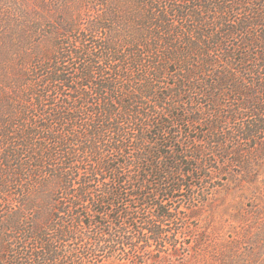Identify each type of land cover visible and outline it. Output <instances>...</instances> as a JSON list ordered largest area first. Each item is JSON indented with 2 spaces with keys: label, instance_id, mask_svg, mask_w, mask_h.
Masks as SVG:
<instances>
[{
  "label": "trees",
  "instance_id": "1",
  "mask_svg": "<svg viewBox=\"0 0 264 264\" xmlns=\"http://www.w3.org/2000/svg\"><path fill=\"white\" fill-rule=\"evenodd\" d=\"M179 1L164 0L167 4ZM190 1L188 10L173 4L164 8L159 22L164 26L168 17L180 22L189 17L191 25L198 26L197 38H191L198 43L192 50L197 58L202 56V67L214 77L205 87L226 96H247L241 105L255 121L244 126L240 136L254 139L264 133L260 126L264 125V102L254 101L236 79L252 75L256 93L264 95V0ZM106 2L75 0L74 9L87 6L96 11ZM136 2L149 13L148 24L153 21L151 14H160L161 0ZM3 11L0 109L13 101L14 90H5L1 83L9 80L12 52L20 49V24ZM105 16L96 14L84 20L82 39L79 33L74 36L71 21L57 20L61 32L51 36L50 60L35 49L41 67L36 74L44 73L36 75L25 92L28 78L15 91L19 94L14 100L16 118L22 116V126L20 117L13 124L4 120L7 114L0 115V264H169L192 248L179 225L182 212L176 207L182 189L181 163L171 148L164 154L155 152L167 147L168 127L177 117L165 114L147 124L143 119L149 109L140 102L155 99L156 84L165 72L163 64L180 53L168 30L162 33L159 48L166 52L165 63L155 54L159 49L155 42L149 44L155 51L154 58L148 57L153 61H147L144 76L132 78L142 82L141 88L131 86L125 95L122 90L133 80L120 64L138 69L140 52L128 40L115 46L109 35L115 18L111 13ZM125 41L128 50H122ZM181 53L185 62L188 54ZM190 76L181 74L174 87L177 93L184 90L183 81ZM128 123L137 127L135 158L124 157V125Z\"/></svg>",
  "mask_w": 264,
  "mask_h": 264
},
{
  "label": "rangeland",
  "instance_id": "2",
  "mask_svg": "<svg viewBox=\"0 0 264 264\" xmlns=\"http://www.w3.org/2000/svg\"><path fill=\"white\" fill-rule=\"evenodd\" d=\"M107 1V5L104 3L103 7H96V11H93L87 6L74 9L75 0H0V9L20 24V49L16 50V53L12 52L11 60L14 62L12 72L8 73L9 80L6 84L5 81L1 83L5 90H14L11 97L13 101L6 102L5 106L8 108L4 106L0 109V115L7 114L8 118L4 120L13 124L17 123V118L20 117L19 126H22V116L16 118L18 105L14 100L19 94L15 91H20L18 85L28 78L25 81V92L31 82L36 81L35 76L39 77L44 73L38 71L36 74V69L41 67L37 65L35 49H40L44 57L50 60L53 54L52 39L56 37L54 34L61 32L57 20L62 19L61 21L67 24L71 21L74 36L79 33L82 39L85 21L96 14L105 16L106 10L105 18L111 13L115 20L111 23L113 30L109 35L115 46L128 40L132 42L130 47L135 46L137 54L140 52L141 65L138 69L120 64L122 68L130 71V80H133L136 74L144 76L147 61H153L148 57L154 58L155 52L147 46L155 42L154 45L159 48L163 40L159 39V36H163L162 33L168 30L167 34L181 57L175 52L176 57L165 63L163 55L166 52L162 51V46L158 49L155 54L160 55L161 62L165 63V72L162 71L163 77L159 84H156L158 87L155 99L140 102L146 103L144 108L149 109L147 117L143 119L147 124H150L154 117L164 118L165 114L177 117L168 127L170 134L167 147L156 148L155 152L158 155L164 154L165 150L171 148L173 155L176 154L175 159L181 163L182 189L178 193L176 207L182 212L179 225L185 229V240L192 248L183 253L181 260L172 259L169 264H264V133L249 140L240 136V130L255 121L253 115L241 105L247 96H226L211 87H205L206 84L213 83L214 77L202 67V56L197 58L196 52L192 50L196 49L198 43L197 39H191L193 36L197 38L198 26L195 23L192 26L189 17L182 22L168 17L164 26L159 22L158 16L173 2L167 4L161 0L160 7L157 8L160 14H151L153 21L148 24L149 13L139 6L136 0ZM38 2L42 5H38ZM110 2L114 4L113 8H110ZM173 5L188 10L192 3L190 0H180ZM36 22V25L32 24ZM183 28L189 32H183ZM89 37L96 39V36ZM126 41L122 50L129 49ZM184 44L188 46L185 48ZM181 52L188 54L185 62ZM41 60L48 63L47 58ZM181 65L186 69L181 68ZM182 73L192 76L183 81L185 88L177 93V88L174 87L179 84ZM236 80L243 91L254 97V101L264 102V95L256 93V88L252 86V75L243 74ZM141 83L133 80V83L122 91L126 95L131 86L140 89ZM157 99L163 101L159 103ZM216 118L221 119V122ZM260 126L264 130V125ZM124 127V157L135 158L138 156L134 141L137 127L131 123L125 124ZM147 134L148 131H144V135ZM179 152L184 157L178 155ZM118 160L122 162V159ZM154 179L157 178L151 180ZM188 197L190 199L186 200Z\"/></svg>",
  "mask_w": 264,
  "mask_h": 264
}]
</instances>
